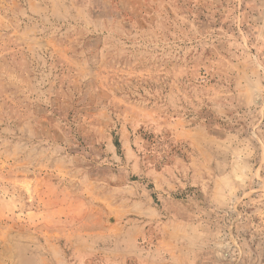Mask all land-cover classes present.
Returning a JSON list of instances; mask_svg holds the SVG:
<instances>
[{
	"label": "rangeland",
	"instance_id": "obj_1",
	"mask_svg": "<svg viewBox=\"0 0 264 264\" xmlns=\"http://www.w3.org/2000/svg\"><path fill=\"white\" fill-rule=\"evenodd\" d=\"M0 264H264V0H0Z\"/></svg>",
	"mask_w": 264,
	"mask_h": 264
}]
</instances>
